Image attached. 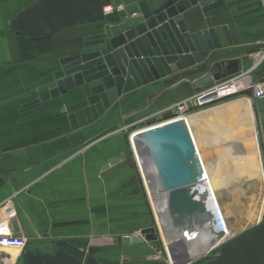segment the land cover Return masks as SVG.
Returning <instances> with one entry per match:
<instances>
[{
    "label": "crops",
    "instance_id": "1",
    "mask_svg": "<svg viewBox=\"0 0 264 264\" xmlns=\"http://www.w3.org/2000/svg\"><path fill=\"white\" fill-rule=\"evenodd\" d=\"M165 1L0 0V203H9L1 223L26 241L23 249L0 247V264H264V101L252 99L253 127L242 97L188 114L229 231L211 251L214 236L177 237L166 221L158 249L114 243L152 225V208L126 152L143 98L126 99L109 113L110 107L96 110L91 99L68 93L24 110L53 87L58 59L87 47L83 39L102 23L139 12L142 3L154 9ZM225 2L223 23L233 24L246 45L264 42V0ZM119 6L124 12H114ZM105 7L113 13L106 16ZM260 72L264 78V62ZM193 94L189 89L161 103ZM242 125L248 126L243 136ZM224 133L234 140L226 152L211 144ZM120 154L125 159L108 166Z\"/></svg>",
    "mask_w": 264,
    "mask_h": 264
},
{
    "label": "water",
    "instance_id": "2",
    "mask_svg": "<svg viewBox=\"0 0 264 264\" xmlns=\"http://www.w3.org/2000/svg\"><path fill=\"white\" fill-rule=\"evenodd\" d=\"M227 13L225 0H166L154 9L142 3L138 16L102 23L98 34L84 39L87 47L59 58L53 87L24 110L77 93L91 99L96 110L107 106L111 113L126 99L141 97L134 118L162 107L167 98L189 89L197 93L234 76L259 59L264 43L246 45L233 24L223 23ZM133 145L150 172L152 188L163 196L157 210L161 233L166 221L177 237L214 236L209 251L216 248L223 233L215 229L213 196L185 122L178 119L141 132L133 137ZM123 159L120 154L107 164ZM159 233L153 224L114 243L146 242L158 249Z\"/></svg>",
    "mask_w": 264,
    "mask_h": 264
},
{
    "label": "built area",
    "instance_id": "3",
    "mask_svg": "<svg viewBox=\"0 0 264 264\" xmlns=\"http://www.w3.org/2000/svg\"><path fill=\"white\" fill-rule=\"evenodd\" d=\"M123 7L119 6L118 7V11L122 10ZM111 8L109 7H105L104 8V12L105 13H109L111 12ZM264 60V55L261 56V58L259 59V61L254 64L251 68H249L247 71H244L234 77H231L229 79H226L214 86H212L209 89H206L188 99H186L185 101L175 104V105H171L168 108L164 109L162 112L163 113H167V114H171L173 116L172 120L163 122L161 124H167L169 122L175 121V120H183L185 122V124L188 127V123H187V117H188V112H189V107L190 106H195L197 108H202L204 105H206L209 101H212L216 96L219 97H224L227 95H230L232 93H234L235 91L240 90L239 84L240 81H244L248 86H247V90L252 91V95H254L253 97L257 100H264V81H257L258 83H253L256 81H251V75L256 71V69L260 66V64L262 63V61ZM249 83L251 85H249ZM231 84H234V89H232L230 87ZM196 154H197V158L200 161V158L198 156L197 150H196ZM135 158L137 161V166H138V170H139V174L142 180V183L145 187L147 196L149 198V200H151V196L153 195V193L151 191L148 190V186L147 184L149 183L148 178H147V174L150 173L149 170L147 171L146 166H144L138 158V155L135 153ZM201 163V161H200ZM207 180V178H206ZM213 204L212 206V212H213V216H214V221H215V229L217 232H221L223 233V240H226L229 236V231L227 229L225 220L222 216V213L217 205V203L215 202V200H213ZM153 208V205H152ZM8 209H9V203L8 202H2L0 203V247H9V248H17V249H23L25 246V240L21 237H14L10 232L7 231L6 227H3L4 225L1 223L2 219L1 216H5L8 213ZM3 211V213H1Z\"/></svg>",
    "mask_w": 264,
    "mask_h": 264
},
{
    "label": "rangeland",
    "instance_id": "4",
    "mask_svg": "<svg viewBox=\"0 0 264 264\" xmlns=\"http://www.w3.org/2000/svg\"><path fill=\"white\" fill-rule=\"evenodd\" d=\"M133 13H135V14H137V15H139V12H133ZM133 13H130V14H127V16L126 17H132V14ZM120 16V15H119ZM125 18V17H124ZM119 21V18H117L116 19V21L115 22H118ZM108 22V21H107ZM99 31H100V29H99ZM99 33V32H98ZM97 33V34H98ZM96 35V34H95ZM93 36V35H92ZM85 39V38H84ZM83 39V40H84ZM31 53V52H30ZM58 69H59V67H58ZM57 69V70H58ZM259 74H261V72L259 73V69H257L254 73H253V75L251 76V78H250V80L251 81H256V82H253V83H258L257 81H264V78H261V76L259 75ZM245 81V80H244ZM244 81H240V83H238L239 84V87H240V90H238V91H235L234 93H232V94H230V95H227V96H224V97H219V96H216L212 101H209L206 105H204L203 106V110L204 109H207V108H212L213 106H217V105H219V104H222V103H224L225 101H228V100H233V99H238V98H246V99H248V100H251L252 101V99L253 100H257V99H255L253 96L254 95H252V91H250V90H247V84L244 82ZM218 84V83H217ZM249 85H251L250 83H249ZM230 87L232 88V89H234L235 90V88H234V84H231L230 85ZM209 88H211V87H209ZM209 88H206V89H209ZM206 89H201L198 93H200V92H202V91H204V90H206ZM257 101H259V102H262V101H264V100H257ZM183 102V101H182ZM178 103H180V102H177V103H174V102H172V104H170V105H175V104H178ZM165 105L164 106H162V107H160V108H155L154 110H152V111H149V112H144V113H142V114H140L139 116H137V117H134L133 118V116H134V112H133V115H132V121L130 122L131 124L132 123H134L136 120H141V119H145V122H139V123H137L135 126H130V131H128V136H127V158L131 161V163L133 164V167L135 168V171H136V174L138 173V171H137V167H136V163H135V161H136V159H135V157H134V153H133V150H132V147H131V144H130V140H129V138H130V136L134 133V132H137V131H139V132H137L136 134H134V138H135V136H137V135H139V133H141V132H145L146 130H143V129H146V128H148V127H151V126H157L156 128H159V127H162V126H164L165 124H160L161 122H163V121H165V115H164V113L162 112L165 108ZM127 130V129H126ZM133 137L131 138V142H132V144H133ZM118 157V156H117ZM113 159V158H112ZM124 159H125V155H124ZM138 176H139V174H138ZM140 181H141V179H140V177L138 178ZM142 182V181H141ZM149 190V189H148ZM140 194L145 198V200L147 201V203H149L148 202V200H147V198H146V196H145V194H144V190H143V187L141 188V191H140ZM148 209H149V222L152 224L153 222H155V219H154V216H153V214H152V212H151V210H150V208L148 207ZM177 247H178V249H179V244L178 245H176ZM181 247H183V246H181ZM175 250H176V248H175Z\"/></svg>",
    "mask_w": 264,
    "mask_h": 264
},
{
    "label": "bare ground",
    "instance_id": "5",
    "mask_svg": "<svg viewBox=\"0 0 264 264\" xmlns=\"http://www.w3.org/2000/svg\"><path fill=\"white\" fill-rule=\"evenodd\" d=\"M251 102L252 101H246V103H245V105H244V112H247V113H250V115H247V123L249 122L250 123V126L251 127H253L254 126V122H255V120L253 119L254 118V116L252 115V113H251ZM218 112H219V110H218ZM217 112V113H218ZM214 113V112H213ZM221 114V113H220ZM214 116V115H213ZM215 116H217V115H215ZM220 116V115H219ZM224 117V116H223ZM190 119V118H189ZM203 119V118H202ZM205 119V118H204ZM202 121V120H201ZM188 123V122H187ZM220 123V122H219ZM223 124V123H222ZM240 124H242L241 122H240ZM244 124V123H243ZM221 126V125H220ZM222 127V126H221ZM241 127V126H240ZM246 127H248L247 125H242V127H241V130H240V132H241V135L242 134H244V129L246 128ZM190 128V127H189ZM198 129V128H197ZM193 135H195V134H193ZM243 136V135H242ZM254 137V136H253ZM244 139V138H243ZM238 140V139H237ZM248 140V139H247ZM194 141V140H193ZM231 142H234V140H233V136H231V135H229V134H227V133H224V134H221V135H218L215 139H213L212 140V142H211V144H213L216 148H221V147H223V150L226 152V151H228L229 149H230V147H231ZM197 144V143H196ZM199 146V145H198ZM198 146H196L197 148H199ZM253 147V146H252ZM201 150V149H200ZM258 152H259V150H258ZM255 159V158H254ZM248 170V169H247ZM256 173V172H255ZM253 174V173H252ZM263 175V174H262ZM207 176V175H206ZM245 177H247V176H245ZM209 179V178H208ZM237 179V178H236ZM209 181H210V187H211V189L213 190V180L211 181L210 179H209ZM256 186V185H255ZM236 187V186H235ZM214 198L216 199V196L214 195ZM223 198V197H222ZM263 200V199H262ZM223 201H225V200H223ZM226 204V203H225ZM218 205V204H217ZM239 205V204H238ZM256 205V204H255ZM219 207V206H218ZM232 207V206H231ZM249 207V206H248ZM224 209V208H223ZM226 209V208H225ZM249 209V208H248ZM251 210V209H250ZM261 210V209H260ZM259 210V211H260ZM252 215V214H251ZM224 217V216H223Z\"/></svg>",
    "mask_w": 264,
    "mask_h": 264
}]
</instances>
